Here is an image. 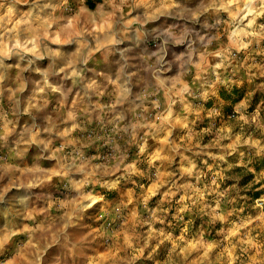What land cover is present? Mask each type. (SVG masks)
Instances as JSON below:
<instances>
[{
	"label": "rangeland",
	"instance_id": "rangeland-1",
	"mask_svg": "<svg viewBox=\"0 0 264 264\" xmlns=\"http://www.w3.org/2000/svg\"><path fill=\"white\" fill-rule=\"evenodd\" d=\"M0 264H264V0H0Z\"/></svg>",
	"mask_w": 264,
	"mask_h": 264
}]
</instances>
